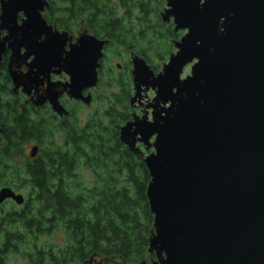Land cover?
<instances>
[{
	"label": "water",
	"instance_id": "water-1",
	"mask_svg": "<svg viewBox=\"0 0 264 264\" xmlns=\"http://www.w3.org/2000/svg\"><path fill=\"white\" fill-rule=\"evenodd\" d=\"M42 7L5 0L2 19L23 10L44 25ZM160 18L183 34L157 72L132 55L129 104L153 96L119 127L130 151L144 146L149 175L154 257L135 264H264V0H165ZM55 35L36 50L38 70L65 72L69 96L89 103L105 41L82 33L65 50ZM50 101L63 111L57 93Z\"/></svg>",
	"mask_w": 264,
	"mask_h": 264
},
{
	"label": "trees",
	"instance_id": "trees-1",
	"mask_svg": "<svg viewBox=\"0 0 264 264\" xmlns=\"http://www.w3.org/2000/svg\"><path fill=\"white\" fill-rule=\"evenodd\" d=\"M105 3L96 0L89 5L95 14L86 15L88 32L127 45L152 69H158L156 61H163L174 51L173 41L182 33L174 32L171 22L161 20L165 0H122L119 4L126 13L124 17L108 15L116 9H102L108 5ZM128 77L117 79L118 91L111 94L107 111L83 125L72 116L62 132L61 144L54 141L53 146L42 148L41 158L52 159H39L38 165L29 169L39 173L30 181L37 189L50 187L48 182L55 179L49 173L70 175V192H63L66 183H61L60 193L48 194L50 199L45 202L56 206L53 212L60 219L53 229L69 234L65 261H79L83 249L87 261L98 259L97 264H135L154 257L147 250L153 222L145 195L148 171L143 155L133 153L119 139V127L130 118L129 73ZM30 133L22 131V139ZM7 161L0 157V172L6 170ZM79 167L90 170L89 184L79 177Z\"/></svg>",
	"mask_w": 264,
	"mask_h": 264
},
{
	"label": "flooded vegetation",
	"instance_id": "flooded-vegetation-1",
	"mask_svg": "<svg viewBox=\"0 0 264 264\" xmlns=\"http://www.w3.org/2000/svg\"><path fill=\"white\" fill-rule=\"evenodd\" d=\"M3 1L5 0H0V157L2 161L8 160V166L5 171L0 172V180L3 181H0V190L9 188L14 195L21 196V201L6 197L0 202V264H87L84 249L80 252L79 261H65L69 256L68 250L64 252L69 234L53 229L56 224H60V219L53 212L56 206L45 203L50 199L48 194L60 193L61 183H66L62 191L70 192V175L49 173L50 178L55 179L48 182L50 187L37 189L30 181L39 173L29 169L38 165L39 159L43 162L52 159L46 156L41 158L42 148L53 146L56 130L60 142L63 141L62 132L68 127L71 117L75 116L73 106H93L95 90L100 79L104 75H112L111 67L106 73L107 65L104 61L107 50L114 48L127 53L129 59L125 69L128 70L131 81V59L135 53L127 45L115 44L107 37H97L88 32L86 15L95 14L94 10H89V5L96 0H42L43 7L39 12L44 25L30 23L23 10H18L3 20ZM105 1L108 5L102 6V9H116V12H107L108 15L125 16L126 13L119 4L122 0ZM97 10L100 11V8ZM131 16L133 17V13ZM55 32L58 34V42H64L65 50H68L70 44L75 43L82 33L105 41L97 68V83L94 87L82 91L83 95L90 94L89 103L69 96V76L65 72L55 73L53 69L38 70L36 50L45 44L46 39L52 41L56 36ZM116 67L120 69L122 65L117 63ZM54 93H57L62 112L53 109L50 97ZM148 93L153 96V92L149 90L142 95L140 101L136 100L132 106L129 104V120L134 115L141 117L144 114L145 104L152 97ZM132 94L133 87L128 103ZM25 130L31 133L22 139L21 132ZM137 145L143 155L144 146L139 142ZM26 148L29 149L28 154L24 151ZM57 177L63 178L64 181L58 180ZM57 231L61 233L59 240L57 238L58 242H50L51 234Z\"/></svg>",
	"mask_w": 264,
	"mask_h": 264
},
{
	"label": "rangeland",
	"instance_id": "rangeland-1",
	"mask_svg": "<svg viewBox=\"0 0 264 264\" xmlns=\"http://www.w3.org/2000/svg\"><path fill=\"white\" fill-rule=\"evenodd\" d=\"M178 32H182L181 35L183 34V31H178ZM167 58H168V55L166 56V58L163 61H160V62L156 61L159 64V68L156 70L153 69V71L157 72L158 70H160L162 63L166 62ZM128 59H129L128 55L124 51H121V50L117 51V50H114V48L107 50V57L104 61L105 64L107 65L106 66V69H107L106 73H108L110 71L109 69L111 67L112 68V75L102 76V79L99 81L97 88L95 90V102L93 103L92 107L89 108V107H86V106L81 105V104H79L75 107L73 106V109L75 111L74 117L76 118L77 122L80 125L85 124L90 118L94 119V118L98 117L97 116L98 114L100 115V114H103L102 112L107 111V108H108L107 106L110 104L111 94L113 92L118 91V80L117 79L120 77H123L126 79L128 77L129 72L125 69V66L128 65ZM117 63H120L122 65V67L120 69H117V67H116ZM189 69H190V67H189V65H187L183 70L182 76L189 74ZM129 80H130L129 83H131V89H132L133 85H132L131 77ZM148 95L150 97L152 96V94H150V93H148ZM104 120L107 121L108 119L104 118ZM54 141L56 143L61 144L60 138L58 137V133L54 134ZM24 151L26 154H28L29 149L26 148ZM77 172H78V175L81 178L82 182H84L85 185L90 183V181L92 180V174H91L89 169L84 168V167H79ZM60 236H61V233L59 231L55 232L54 234H51L50 242H52V241L58 242ZM45 238H47V237H45ZM57 238H58V240H57ZM90 261L91 262L89 263V261H88L87 264H97L99 262L98 259H95V261L94 260H90Z\"/></svg>",
	"mask_w": 264,
	"mask_h": 264
},
{
	"label": "snow or ice",
	"instance_id": "snow-or-ice-1",
	"mask_svg": "<svg viewBox=\"0 0 264 264\" xmlns=\"http://www.w3.org/2000/svg\"><path fill=\"white\" fill-rule=\"evenodd\" d=\"M201 2L203 3V2H204V0H201Z\"/></svg>",
	"mask_w": 264,
	"mask_h": 264
}]
</instances>
